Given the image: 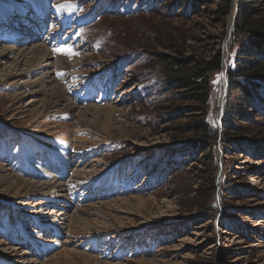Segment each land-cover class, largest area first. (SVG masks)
Masks as SVG:
<instances>
[{
	"label": "rangeland",
	"instance_id": "1",
	"mask_svg": "<svg viewBox=\"0 0 264 264\" xmlns=\"http://www.w3.org/2000/svg\"><path fill=\"white\" fill-rule=\"evenodd\" d=\"M195 2L0 0V52L13 47L0 57V165L8 168L0 170V264L43 262L65 246L102 264H264V80L253 88L252 101L226 89L228 69L242 61L243 41L233 36L238 0L223 19L212 13L219 0L211 8L191 6ZM35 4L42 15L32 21L46 29L34 21L31 27L43 30L38 37L19 44L17 34L7 41L13 28L29 27ZM14 7L25 14L22 28ZM252 9L254 17L264 16V0ZM38 44L48 50L50 74L76 111H87L80 124L68 112L52 117L72 122L67 142L41 120L33 124L46 106L51 114L57 109L45 95L23 97V113L14 105V95L43 76L35 66L27 69L25 59L15 60V53ZM214 48L222 51V66L211 73L200 112L171 86L166 67L173 57L208 55ZM16 72L21 78L11 85L8 75ZM93 105L104 108L97 112ZM198 122L212 137L202 151L198 135L189 131ZM8 173L34 183L55 178L63 183L62 196H28L48 205L24 212L21 199L1 185ZM105 202L116 209L121 230L74 236L58 220L43 218L59 219L62 207L70 214ZM12 252L19 257L8 258Z\"/></svg>",
	"mask_w": 264,
	"mask_h": 264
},
{
	"label": "bare ground",
	"instance_id": "2",
	"mask_svg": "<svg viewBox=\"0 0 264 264\" xmlns=\"http://www.w3.org/2000/svg\"><path fill=\"white\" fill-rule=\"evenodd\" d=\"M15 6H17V5H15ZM35 6L37 7L38 5H35ZM16 11H15L16 13L13 12L12 14L14 16L18 17V21L15 20V22H18L19 26L22 28L23 25H21V23H19V21H20V19H25V18L20 16V14H22V13H19V11L17 9H16ZM35 12L38 13V9H35ZM17 13L19 14V16L17 15ZM7 18L11 19L12 17L9 16ZM6 23H8V22H6ZM34 23H35L34 21H30L29 27H26L25 29H20L21 33H23V34L26 33L25 35H27L28 37H32V38L38 37L39 35H37V34L41 31L40 30L41 28L38 27L34 31V28L31 27V24H34ZM22 39H24V37ZM6 40L8 41V39H6ZM25 42H27V41H25ZM25 42H19V43H25ZM12 50H13V47L3 46L2 52H0V57H4L8 53L12 52ZM15 54H16L15 60H17L19 62L20 59H22V60L25 59L27 61V69L30 68V66L31 67L35 66L34 67L35 69L43 72V76L41 77V79H39L40 80L39 84H35L32 86H23V87H30L31 89L28 91L20 92V93L14 95V100H15L14 105L18 104L17 107L19 108L20 113H23L26 111V110L24 111L22 109L23 110V112H22V110L20 108L22 106L21 102H22L23 97H26V95H27V96H30L31 98H34L37 95L39 96V94L45 95L47 98L46 100H47L48 105L51 108H57V109L53 110L54 114H51V112H50L51 110L49 111L48 107L46 106L47 108L45 107L46 111H45L44 116L45 115H46V117L50 116L51 118H48V117L46 118L42 115L41 117L37 118V120H33V122H34L33 124L40 122L38 120H41L42 121L41 123L43 124L42 126H45L47 131H51V129H56V132L54 131L56 133L55 136L62 134L63 138H64V142H67L68 138H70L68 134H69V132H71V131H69V129L72 127L73 124H80L81 123V117L83 115L85 116L87 111L86 112L83 111V108L81 110L79 108V111H76L77 107L71 103L69 97L67 96V94L65 92L64 87H63V89H64L63 90L62 87L59 85V83L55 82L56 77L54 78L52 76V73L50 74V71H49L52 63L50 62L49 52L45 48V46L38 44L35 46H31V47H22ZM61 61H62V64L60 66H63V68H66L67 63H65L64 60H59L58 62L61 63ZM8 77H13V81L10 83L11 85H17L19 82V79L21 78L20 73H17V72L14 74L10 73L8 75ZM32 101H34V100L32 99L31 102ZM31 102L26 104V105L31 104ZM89 107H92V109L96 110L97 112H102V109L104 108V107H100V106L97 107L94 105L89 106ZM89 107H87L86 109H89ZM67 112H68V116L70 119H71L72 114H73V116H75V119H73L74 120L73 124H72V122L70 123L69 121L63 122V124L62 123L59 124V121L54 119L55 121H57V122H54V120H52V117L54 115H56L58 113L64 114ZM23 116H26V115H23ZM83 123H84V125H88L85 122H83ZM104 129L108 130L109 126H104ZM57 132H59V133H57ZM76 148L77 149L79 148L81 150L82 146H76ZM58 150H59V147H58ZM57 153H60V150ZM95 161H99V160H95ZM3 165L4 164L0 165V170L1 171H7L8 168L3 167ZM76 172L78 174V178L84 179L83 171L79 170ZM46 173H47V171H46ZM73 176H74V174H73ZM2 181L3 182L1 183V185H4V190L7 192L11 191L13 193L12 198L21 199V202L18 201V204L23 205V208L21 210L24 212H27L29 209L30 210L33 209V211H36V209H39L42 205H48L45 202H44L45 203L44 204L41 200L32 201L31 198H26L28 196H31L32 198L33 197H40L42 200L47 198L48 196L54 197L57 199H60V197L62 196L61 192L63 189V187H62L63 183H61L59 180H56L55 178H53L51 180H42V182L40 181L38 183H34V182H31L27 179H22L17 175L8 173L2 179ZM34 195H38V196H34ZM14 199H12V200H14ZM137 199H140V198L137 197ZM121 200H123V199H121ZM61 209H63V210L60 211L59 213H57V215H59L58 216L59 219L58 218H52L53 216L52 217L51 216H45L43 218L49 219L53 223H56V221L58 220L59 222H57L56 224L58 226H60L59 228H63V227L68 228L67 230L71 234H73L74 236H77V235H80L83 233L90 234L91 231H95V233H96L97 231L98 232L99 231L104 232V231H109L112 229L113 230H121V228H119L116 225L117 222L115 221V220H118V217L115 216L116 214L113 215V213L116 209H113L112 206H110V202H105V203L99 204V206L97 204H93V205L90 204L88 206L78 208L77 210H74V212H72L70 214L68 212L65 213L66 210L68 211V208L62 207ZM37 211H39V210H37ZM47 213L48 212L46 211L45 214H47ZM49 214H51V212H49ZM67 214H69V215H67ZM29 216H31V215H29ZM66 220H67V222H65ZM36 223H38V222L36 221ZM90 224H93V225H90ZM89 230H91V231H89ZM66 234H67V232H66ZM22 241H23V239H22ZM0 244H1V242H0ZM13 250H15V249H13ZM61 250L62 251H60V256H58V255L51 256V257L48 256L45 259V261H43V262H37L36 260L29 259V260L25 261V263L26 264H102L95 257L93 258V257L89 256L88 254H84L81 251L74 250L73 248L71 249L70 247L67 248L65 246V248H63ZM16 255H17V257H19L18 256L19 254H17L16 252H12L8 256V258L13 259L12 257H14ZM25 259L23 258V260H25Z\"/></svg>",
	"mask_w": 264,
	"mask_h": 264
},
{
	"label": "trees",
	"instance_id": "3",
	"mask_svg": "<svg viewBox=\"0 0 264 264\" xmlns=\"http://www.w3.org/2000/svg\"><path fill=\"white\" fill-rule=\"evenodd\" d=\"M214 0H196L191 6H209ZM261 0H238V11L233 29L234 40L241 38L243 45L240 53L242 61L236 68L228 69V90H239L246 101H252V90L259 89L264 80V16L254 17L252 5ZM233 5V0H219L212 13L220 19L225 18ZM255 8V6L253 7ZM244 43L247 47H244ZM222 66V51L220 48L211 50L208 55L196 57H173L166 67L172 82V87L181 89L183 98L197 103L200 112L204 111L210 90L211 73ZM258 83V84H257ZM261 84V85H260ZM253 86V87H252ZM254 88V89H253ZM207 127L203 123H192L189 131L198 135L200 150L209 148Z\"/></svg>",
	"mask_w": 264,
	"mask_h": 264
},
{
	"label": "water",
	"instance_id": "4",
	"mask_svg": "<svg viewBox=\"0 0 264 264\" xmlns=\"http://www.w3.org/2000/svg\"><path fill=\"white\" fill-rule=\"evenodd\" d=\"M234 18H235V16H234ZM224 63L226 64V57H224ZM225 69H226V67H225ZM226 89H227V84H226Z\"/></svg>",
	"mask_w": 264,
	"mask_h": 264
},
{
	"label": "snow or ice",
	"instance_id": "5",
	"mask_svg": "<svg viewBox=\"0 0 264 264\" xmlns=\"http://www.w3.org/2000/svg\"><path fill=\"white\" fill-rule=\"evenodd\" d=\"M57 51H62V50H59V49H58ZM63 51H68V52H70L71 50H63Z\"/></svg>",
	"mask_w": 264,
	"mask_h": 264
}]
</instances>
